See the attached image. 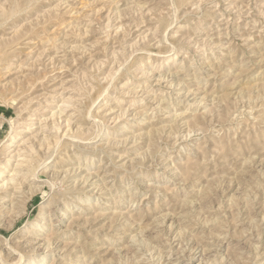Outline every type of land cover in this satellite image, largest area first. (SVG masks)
Here are the masks:
<instances>
[{
  "label": "rangeland",
  "instance_id": "374dc122",
  "mask_svg": "<svg viewBox=\"0 0 264 264\" xmlns=\"http://www.w3.org/2000/svg\"><path fill=\"white\" fill-rule=\"evenodd\" d=\"M0 264H264V0H0Z\"/></svg>",
  "mask_w": 264,
  "mask_h": 264
},
{
  "label": "bare ground",
  "instance_id": "6f19581e",
  "mask_svg": "<svg viewBox=\"0 0 264 264\" xmlns=\"http://www.w3.org/2000/svg\"><path fill=\"white\" fill-rule=\"evenodd\" d=\"M118 20V19H117ZM171 76V75H170ZM163 78V77H162ZM159 80H160V78H159ZM23 130V129H22ZM66 131V130H65ZM55 134H56V132H55ZM58 134V133H57ZM31 155V154H30Z\"/></svg>",
  "mask_w": 264,
  "mask_h": 264
}]
</instances>
